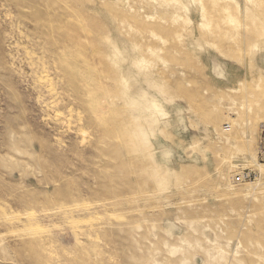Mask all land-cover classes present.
Returning <instances> with one entry per match:
<instances>
[{"label": "rangeland", "instance_id": "1", "mask_svg": "<svg viewBox=\"0 0 264 264\" xmlns=\"http://www.w3.org/2000/svg\"><path fill=\"white\" fill-rule=\"evenodd\" d=\"M0 264H264V0H0Z\"/></svg>", "mask_w": 264, "mask_h": 264}, {"label": "built area", "instance_id": "2", "mask_svg": "<svg viewBox=\"0 0 264 264\" xmlns=\"http://www.w3.org/2000/svg\"><path fill=\"white\" fill-rule=\"evenodd\" d=\"M250 179V176L249 174L247 173H242L240 174V176H237V181H245V180H249Z\"/></svg>", "mask_w": 264, "mask_h": 264}, {"label": "bare ground", "instance_id": "3", "mask_svg": "<svg viewBox=\"0 0 264 264\" xmlns=\"http://www.w3.org/2000/svg\"><path fill=\"white\" fill-rule=\"evenodd\" d=\"M166 151H164V150H159V151H157V154H160L161 156H159V158L161 159V157L162 158H164V157H166L167 155H166ZM158 158H156L155 160H157ZM160 172V171H159ZM162 172V171H161ZM161 172H160V174H161ZM162 175V174H161Z\"/></svg>", "mask_w": 264, "mask_h": 264}]
</instances>
